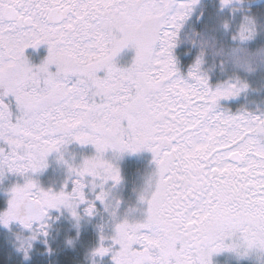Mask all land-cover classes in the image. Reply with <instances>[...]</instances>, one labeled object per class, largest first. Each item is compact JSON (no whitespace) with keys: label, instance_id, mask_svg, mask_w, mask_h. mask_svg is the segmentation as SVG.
Returning a JSON list of instances; mask_svg holds the SVG:
<instances>
[{"label":"snow or ice","instance_id":"obj_1","mask_svg":"<svg viewBox=\"0 0 264 264\" xmlns=\"http://www.w3.org/2000/svg\"><path fill=\"white\" fill-rule=\"evenodd\" d=\"M199 3L0 0V182L23 179L6 190L0 227L19 226L25 260L35 241L47 244L49 221L60 218L53 211L79 227L98 205L111 235L97 225L90 254L110 264H214L225 252H264V112L222 107L250 85L239 77L210 85L203 53L180 71V32ZM218 3L233 13L244 7ZM262 24L264 16L246 14L231 39L255 40ZM221 26L231 30V21ZM42 45L47 55L34 64L26 51ZM125 49L135 55L119 67ZM74 143L94 154L65 159ZM144 151L154 165L137 196L146 211L142 220L121 218L122 201L109 203L123 180L115 160ZM52 153L67 173L58 190L34 178Z\"/></svg>","mask_w":264,"mask_h":264},{"label":"rangeland","instance_id":"obj_2","mask_svg":"<svg viewBox=\"0 0 264 264\" xmlns=\"http://www.w3.org/2000/svg\"><path fill=\"white\" fill-rule=\"evenodd\" d=\"M243 5L244 7L240 11L233 13L230 9L221 11L218 0H200L197 9L181 29L176 51L180 62V71L183 74L187 73L196 56L203 53L202 69L207 72L209 83L213 87L235 77L245 80L250 85L249 90L229 101H222L221 105L233 112L243 108L254 114H260L264 112V78L256 83L253 82V84L249 81H253V75L259 69L264 72V24L260 25L261 35L255 40L233 41L231 36L244 15L264 16V0H245ZM234 6L239 7L238 4ZM224 19L231 21V30L222 28L221 22ZM45 53H47V48ZM134 55V50L125 49L116 58L117 66H129ZM93 154L92 146H80L74 143L68 146L65 159L71 160V156H75V162L79 163L83 157ZM108 157L112 158V154L109 153ZM151 161V153L146 151L136 154L126 153L115 160L121 169L123 180L121 185L113 189L109 203L114 204L115 199L122 201L118 211L121 218L128 214L130 220L143 219L146 206L137 203V196L146 187V181L153 171L154 165ZM48 165L34 178L39 181L42 187L58 190L66 179V168L57 163L56 153H52L48 157ZM16 183H23V179L12 174H7L5 179L0 182V210L6 207L8 199L6 190ZM129 209L136 210L129 212ZM97 210V215L91 219L85 217L79 227L67 213L61 216L53 211L51 213L53 217L59 216L64 219L61 220V223L57 222L58 225H52L47 244L42 239L34 242L29 260H25L23 255L17 251L20 246L17 234L22 231L19 226L14 225L12 231L0 227V242L10 251L19 253L20 264H37L39 259H50L47 249L57 243L65 245L66 252L74 256L73 264H103L100 257L96 262L93 261L90 253L98 243L97 225L103 224L104 234L111 235V218L107 213H104L103 206L98 205ZM68 241H72V243L69 244ZM213 259L214 264H264V252L254 250L243 259L225 252Z\"/></svg>","mask_w":264,"mask_h":264},{"label":"trees","instance_id":"obj_3","mask_svg":"<svg viewBox=\"0 0 264 264\" xmlns=\"http://www.w3.org/2000/svg\"><path fill=\"white\" fill-rule=\"evenodd\" d=\"M245 2V0H243ZM207 10V9H206ZM33 51V50H31ZM32 58V57H30ZM186 58V57H184ZM32 63H36V56H33ZM264 78V72L260 69L253 75V81L250 80L249 82L253 84V82L261 81ZM253 87V86H252ZM1 202V201H0ZM66 246L57 243L52 247V254H50V259H39L37 264H73L74 263V256L66 252ZM19 253L15 251H10L7 247L3 246L0 242V264H20L19 263Z\"/></svg>","mask_w":264,"mask_h":264},{"label":"flooded vegetation","instance_id":"obj_4","mask_svg":"<svg viewBox=\"0 0 264 264\" xmlns=\"http://www.w3.org/2000/svg\"><path fill=\"white\" fill-rule=\"evenodd\" d=\"M46 48H47L46 46L42 45L38 49H28L26 51V55H28L29 57H32V58H30L31 61L33 59V56L35 55L36 56V63L35 64H38L40 62V60L45 56V54H47V53H45ZM31 50H33V51H31ZM43 51H44V53H43ZM63 219H64V217H61L58 220L54 219L53 221H49V223H51V225H58L57 222L61 223V220H63ZM92 259H93V261L96 262L98 257H92ZM101 261H103V264H110V257H104Z\"/></svg>","mask_w":264,"mask_h":264}]
</instances>
